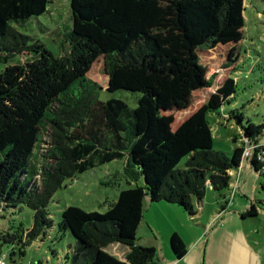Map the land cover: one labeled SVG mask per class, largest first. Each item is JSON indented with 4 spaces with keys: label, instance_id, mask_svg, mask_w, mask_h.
<instances>
[{
    "label": "trees",
    "instance_id": "16d2710c",
    "mask_svg": "<svg viewBox=\"0 0 264 264\" xmlns=\"http://www.w3.org/2000/svg\"><path fill=\"white\" fill-rule=\"evenodd\" d=\"M49 2L0 0V208L34 211L30 228L0 231V240L24 246L39 234L50 236L46 208L64 181L125 156L141 185L120 189L104 212L75 205L61 210L59 229L76 240L67 264H156L155 249L135 241L144 197L194 217L193 202L210 186L225 209L224 192L242 163L245 141L259 142L264 132V117L243 124L230 102L234 77L174 126L172 111L188 108L196 90L212 85L213 76H201L199 51L245 41L244 0H224L215 11L211 0H70L72 24L58 55L16 27L44 14ZM100 56L113 59L105 90L139 92L136 107L97 98L101 87L88 72ZM210 113L237 123L232 140L240 145L231 156L213 148ZM49 129L50 146L37 153ZM258 149L249 162L261 173ZM254 210L251 205L241 216ZM114 242L128 246L124 259L105 250ZM169 243L177 258L186 253L177 234Z\"/></svg>",
    "mask_w": 264,
    "mask_h": 264
},
{
    "label": "rangeland",
    "instance_id": "374dc122",
    "mask_svg": "<svg viewBox=\"0 0 264 264\" xmlns=\"http://www.w3.org/2000/svg\"><path fill=\"white\" fill-rule=\"evenodd\" d=\"M223 1L211 0L212 10H217ZM230 1L237 3L239 0ZM244 8L245 41L219 44L210 48L204 46L203 50L199 51L201 76L204 81L213 76V82L209 87L193 93L188 108L172 111L175 118L174 126L204 103L226 77L236 78L235 97L231 98L230 102H235V109L242 113V123L246 124L248 119L255 124L262 122L264 117V1L244 0ZM71 24L70 0H50L44 14L31 18L26 23L17 24L16 27L19 31L40 39L50 51L58 55L65 49L67 43L64 42L63 36L66 31H69ZM18 59L17 55L13 62ZM112 62V57L100 56L88 72V76L101 87L98 89L97 98L100 101L116 98L124 101L130 108L136 107L141 95L139 92L124 89L113 92L105 90ZM3 67L4 64L0 63V71ZM224 107L226 111L233 108L228 102ZM226 117L221 113L208 115L213 148L231 156L233 148L239 145V141L232 140L238 133V129L235 120L228 121ZM49 132L50 129L43 135L41 145L36 150L37 153L45 151L50 146ZM259 138L264 141V132ZM125 160L124 158L115 159L109 164L98 165L92 170L76 174L72 179H66L46 208L49 217L53 220V228L46 230V234L50 236L39 234L24 246L0 240V258L5 264H67L66 253H70V247L76 243V240L69 231H60L61 210L67 205H75L85 211L104 212L107 209L106 201L115 199L120 189L131 185H141L143 178L135 179L136 174H139L138 170L134 167H126ZM185 160L186 158H183L180 161V167L184 166ZM245 166L242 170L244 182L241 181L240 189L233 193V196L236 194L235 198H243L244 208H241L242 204L234 205L226 212H235L237 219L227 231L230 233L223 236L224 246L223 251L219 253L220 256H213L216 252H210L209 260L212 258L214 264H264V174L249 168L247 163ZM239 170V168L232 169L234 173H238ZM230 191L227 189L224 194ZM218 197L219 194L211 187L206 188L203 197L205 208L203 211L196 209L197 217L199 218L202 214L203 219L197 218L195 221H190L188 222L190 224H186L185 227L199 228L196 224L200 223L202 226H199L205 230L210 219L208 218L205 222L204 219L208 215L212 217L222 206L218 202ZM251 205L254 206V212L241 217L240 214ZM33 214L34 211L25 205L7 210L0 208V231L20 226L23 229L30 228L33 224ZM173 219L179 224L182 223L178 216H174ZM214 228L209 229V232ZM205 243L206 237L199 245L200 250L199 246L195 250L197 255L199 253L198 258L191 260L189 264H203ZM109 249L113 253L117 251L115 248ZM169 250H171L170 245ZM209 260L207 259L205 264Z\"/></svg>",
    "mask_w": 264,
    "mask_h": 264
},
{
    "label": "crops",
    "instance_id": "0c3cea01",
    "mask_svg": "<svg viewBox=\"0 0 264 264\" xmlns=\"http://www.w3.org/2000/svg\"><path fill=\"white\" fill-rule=\"evenodd\" d=\"M238 144L240 145L239 142ZM123 158L126 159L125 156ZM245 163L248 164L249 168H252L248 160H242V163L239 166L240 170L238 171V173H234V171H231L230 173L232 178L228 189L231 191L235 190V193L240 189L239 183L241 181L244 182L242 177V170L244 167H246ZM229 194L230 193L225 194V198H227L228 200L225 209H222V207H220V210L218 212H215L212 217H209L208 215V217L204 219V222L208 218L210 219L207 222L208 225L205 226V230H202V228L199 226H202V224L200 223L196 224L199 228L193 229L192 226H190L189 228L185 227L188 222L195 221V219L198 218V215H196V218L188 216V214L176 204L167 203L165 201L152 202L150 201L148 196H145L142 204V216L137 228L138 232L136 231L138 234L136 243L141 246L153 247L155 249L156 264H189L191 260L198 258L199 253L197 255V252H195V250L200 245L201 241L206 237L205 249L203 254V264H205L206 260H209V258L211 257L210 252H216L213 256H220L219 253L223 251L224 246V244L222 243L223 236L230 233L227 231L236 222V213L226 212L229 211L230 208L234 205L239 206L240 204H242L241 206H243L245 202L243 198H235L236 194L232 196V198L229 197ZM217 199H219V201H217L222 204L223 201L222 199H220V196ZM203 203V200L200 203L198 201H194L193 205L195 210L198 209L200 211H203L205 208ZM241 208H244V206ZM222 210L224 212L220 217L221 219L218 218L220 220L216 223L215 221L217 219H215V216ZM174 216H178L182 223L179 224L177 220H174ZM203 217L204 216L200 214L199 218L201 220L203 219ZM213 227L215 228L211 232H209V229ZM174 233L179 236L186 249V253L181 258H177L172 252V249L169 250L170 243L168 242L170 236ZM109 248H115L117 249V251L115 250V253H113V251H110ZM107 249H109V251ZM128 249V246L120 244L118 242L111 243L107 247H105V250L107 252L117 256L120 259H124V256L126 255ZM207 264H214L213 259L211 258Z\"/></svg>",
    "mask_w": 264,
    "mask_h": 264
},
{
    "label": "built area",
    "instance_id": "2783aa9c",
    "mask_svg": "<svg viewBox=\"0 0 264 264\" xmlns=\"http://www.w3.org/2000/svg\"><path fill=\"white\" fill-rule=\"evenodd\" d=\"M244 148L242 150V155L241 158L242 160H250L253 156H254V149L259 148L257 153L255 154L256 159L259 161L261 167H260V171L261 173H264V141L262 142H251V141H245L244 143ZM235 190H232L229 194V197L233 196ZM227 199V198H226ZM224 211H220L216 216L215 219H217L215 222L217 223L222 215ZM0 264H5V262L2 260V258H0Z\"/></svg>",
    "mask_w": 264,
    "mask_h": 264
}]
</instances>
